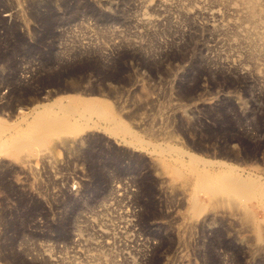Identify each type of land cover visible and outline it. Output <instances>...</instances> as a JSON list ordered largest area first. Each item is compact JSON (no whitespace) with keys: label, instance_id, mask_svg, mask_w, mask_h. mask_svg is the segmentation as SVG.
<instances>
[{"label":"rangeland","instance_id":"1","mask_svg":"<svg viewBox=\"0 0 264 264\" xmlns=\"http://www.w3.org/2000/svg\"><path fill=\"white\" fill-rule=\"evenodd\" d=\"M0 123V264H264V0H0Z\"/></svg>","mask_w":264,"mask_h":264},{"label":"bare ground","instance_id":"2","mask_svg":"<svg viewBox=\"0 0 264 264\" xmlns=\"http://www.w3.org/2000/svg\"><path fill=\"white\" fill-rule=\"evenodd\" d=\"M64 122V118L54 115L47 107L36 110L30 123L32 131L28 134V136L31 137V139H36V135L38 132L48 130L49 128H52L54 126L62 127L61 125ZM72 127L74 129V126ZM2 128L5 129V126L0 123V129ZM122 129L126 132L128 131L126 127H123ZM7 143L12 144L14 147H21L27 144L28 141L25 138L21 137L19 134H15L11 139L8 138L7 142L0 141V151L7 149ZM189 166L191 169L195 170L198 188H202H199L202 191L203 187L206 188L211 192L212 197H217L219 194L228 192H232L235 195L245 194L247 196L260 194L261 199L264 201V183H260L258 181L256 182L250 178H241L240 176H234L231 174V177L229 176L227 178L223 176H213L206 171L196 170L195 167L192 166V164H190ZM206 189H204V191Z\"/></svg>","mask_w":264,"mask_h":264}]
</instances>
